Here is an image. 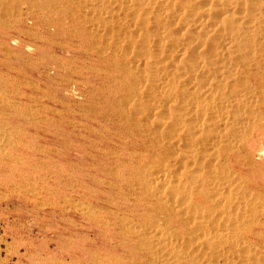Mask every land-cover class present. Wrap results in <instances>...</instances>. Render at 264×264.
Listing matches in <instances>:
<instances>
[{
    "label": "rangeland",
    "instance_id": "1",
    "mask_svg": "<svg viewBox=\"0 0 264 264\" xmlns=\"http://www.w3.org/2000/svg\"><path fill=\"white\" fill-rule=\"evenodd\" d=\"M1 1L2 9L7 6L4 13L12 10V13L9 12L12 15H4L0 11V124L4 122L3 125H6H0V134L3 133L0 141L4 144H0V264H148L152 260L154 264L157 261L160 264L163 259L171 264H189L191 259L198 264H214L215 260L218 263V255L213 254L216 241L202 235L200 229L186 232L173 212L162 205L145 183L147 170L158 161L165 146L156 142L146 131L138 130L134 121L131 122L119 111L117 100L127 94V80L130 77L122 61L127 54L101 48L100 41L94 42L95 37L111 39L106 42L123 41H120L123 35L119 34L126 31L117 28L118 23L110 20L111 10L117 7L113 4V10L112 3L106 1L103 5V1L99 4V0H81L82 3L80 0H58L62 5L57 0ZM42 2L50 4L47 7ZM97 2L108 9L104 8L106 10L103 9V12V7ZM82 4L86 7H81ZM45 7L49 10H45ZM86 9L91 11L87 13ZM106 20L107 28H111H104ZM95 24L104 29H96ZM85 25L89 28L94 26V30L101 34L87 32ZM107 33L111 35L109 39ZM112 35H116L113 36L115 39ZM114 59L116 63L119 61L118 65ZM127 64L131 65L132 62ZM259 194L261 198L264 197L262 192ZM178 200L179 205H185L181 199ZM127 220L130 225L132 223L133 230ZM165 220L171 222L165 224ZM135 221L143 223V226ZM159 224L162 228L157 226ZM136 228L138 234L134 233ZM161 233H166V237L170 235L167 243L170 245H161V250V246L153 241L155 247L149 246L148 241L156 234V238H165ZM176 233L181 235L177 236ZM184 233L192 236L188 238ZM140 234L145 236L140 237ZM183 240L186 244H183ZM143 242L147 245L142 246ZM137 243L143 247H140L143 251ZM203 243L205 245L202 246ZM194 246L196 253L192 251L191 254ZM147 247L154 252H149ZM200 247L205 251L202 252ZM157 253L163 256L161 260ZM199 253L203 257L198 256ZM150 256L153 259H148ZM170 256L172 260H169ZM179 256H183L182 260H179ZM260 256L264 258V250Z\"/></svg>",
    "mask_w": 264,
    "mask_h": 264
},
{
    "label": "bare ground",
    "instance_id": "2",
    "mask_svg": "<svg viewBox=\"0 0 264 264\" xmlns=\"http://www.w3.org/2000/svg\"><path fill=\"white\" fill-rule=\"evenodd\" d=\"M106 1L112 3L113 10L114 5L117 7L114 11L109 8L111 10L109 13L112 16L110 20L116 21L117 28H121L126 33L119 34L123 35V38L120 39V41L123 39L121 43L116 40L106 42L111 40L109 39L111 35L109 36L108 33L106 36L109 40H106L107 37L103 40L100 37H95L94 42L100 41L103 44H101V48L122 51L127 54V56L125 55L126 59H122V61L125 63L124 69L130 77L127 80V94L122 95L123 97L121 96L119 101L116 99L119 111L129 120L131 119V122L133 120L138 130L146 131L148 135H152L156 142H161L165 146L158 161L153 163L154 166L147 170L148 172L146 171L147 164L152 165V163L146 162V169L142 165L143 170L147 172V174L145 173V183L148 190L157 195V199L161 201L162 205L173 212L174 217L178 219V224L186 232L191 233L200 229L202 235L216 241L217 248L214 247L216 250L214 249L215 253L213 254H217L219 260L218 263L215 260L214 264H264V258L260 256L264 250V197L261 198L259 194V192L264 194V0H99L100 3L97 2V4ZM1 2L0 5L3 4V1ZM82 2L80 0V3ZM49 4L46 3V6ZM92 4L90 5L92 6ZM80 6L82 7L84 4ZM78 7L77 9H80ZM92 7L94 8V6ZM101 7H103L102 10L108 9V7ZM5 8L0 7V11ZM86 10L88 13L89 9ZM10 11L12 13V10ZM9 12L4 13L3 11L4 15ZM20 13L19 15H21ZM11 17L9 16V18ZM105 19L102 20L105 21ZM0 21L2 22V20ZM110 22L109 24H111ZM86 25L84 28L91 34L98 32L94 30V26L98 30L103 26L106 29L111 28L110 26L107 28V20L105 25L99 26L100 28L96 24L93 28ZM111 25L113 26V23ZM109 31L112 32L111 29ZM58 32L60 33V31ZM98 34L101 33L98 32ZM116 35H112V37ZM139 39L143 41L139 42ZM2 48L4 47L2 46ZM119 52L118 54H120ZM103 53L105 54V52ZM9 54L11 56V53ZM130 61L132 64L128 65L127 62ZM118 62L116 63L115 60V64L118 65ZM124 63L121 65L123 66ZM2 134L1 132L0 135L2 136ZM10 140L12 141L11 138ZM0 148L2 150V146ZM128 192L130 194V191ZM137 198L139 197L137 196ZM178 199H181L183 204L185 202V205H179ZM165 221V224L171 222L170 220ZM123 223L125 222L123 221ZM135 223L143 224L136 221ZM160 224L157 226L161 227ZM142 229L144 228L142 227ZM137 232L138 229L134 233ZM168 233L170 232L168 231ZM141 234L140 237L143 236ZM156 237L153 236V239H149V246L155 247L156 244L163 246L170 240V238L168 240L170 235L163 239L161 236L160 238ZM174 239L171 240L174 241ZM153 241H155V245ZM184 242L183 244H186V241ZM187 242L189 244L190 240ZM144 245L143 242L142 246ZM203 245L205 244L203 243ZM162 246L158 248L161 249ZM194 248L195 246L190 250L191 254L195 250ZM200 248L202 249V247ZM207 248L209 247L207 246ZM207 248L206 251H208ZM148 251L150 252L151 248ZM167 251L170 253L171 250ZM203 251L205 249H202ZM172 254L174 255V253ZM151 255L153 256V254ZM157 255L160 256L158 253ZM161 255L163 254L161 253ZM166 257L168 256L166 255ZM182 257L179 260H182ZM190 257L192 256L190 255ZM149 258L153 259L154 256ZM161 258L163 256H160V260ZM170 258L171 256L169 260H172ZM176 258H178L177 255ZM206 258L208 261V257ZM190 259L188 258V260ZM173 261L175 262V259ZM198 261L200 262V260ZM158 263L159 261L156 264ZM163 263L171 264L164 259L160 264ZM188 263L196 264L197 262L195 263L191 259ZM204 263L206 262L204 261ZM148 264H154L153 260Z\"/></svg>",
    "mask_w": 264,
    "mask_h": 264
}]
</instances>
